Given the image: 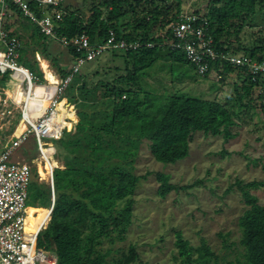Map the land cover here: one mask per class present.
I'll return each instance as SVG.
<instances>
[{"label":"trees","instance_id":"trees-1","mask_svg":"<svg viewBox=\"0 0 264 264\" xmlns=\"http://www.w3.org/2000/svg\"><path fill=\"white\" fill-rule=\"evenodd\" d=\"M204 1L203 7L195 6L191 10H183L181 0H75L66 6L60 0L54 7L48 5L49 10L60 12V17L54 19L57 36L69 39L84 33L91 43H97L112 31L117 40L138 42L134 49H111L109 55L103 53L86 61L93 65L85 70L80 67L73 75L66 95L74 104L77 121L71 129H64L58 138H53V154L61 164L52 169V186L39 180L35 169L32 170L26 205L50 208L52 204L50 218L38 232L36 243L53 252L55 264H109L110 247L103 249L102 245L104 241L125 239L132 223L133 195L140 180L151 172L134 171L142 143L146 142L155 160L169 163L188 154L196 130L204 135H220L226 141L236 136L232 127L239 124V119L258 112L264 129V86L259 78L253 81L227 61L210 62L209 70L202 74L214 71L221 84L235 74L234 97L224 101L177 90L152 92L140 84V76L161 57L172 65L188 64L198 73L182 49L170 47L168 53H159V49L166 48L160 46L162 40L171 39V24L181 12L206 18L205 30L216 48L245 54L255 61L264 60V0ZM9 8L18 17L22 16L15 6L10 4ZM29 23L22 24V34L18 27L11 30L20 40L21 64L43 80L36 59L38 53L59 76H64L66 63L78 52L71 45L58 43L67 56L62 59L63 52L50 50L57 42L41 33L36 24ZM148 42L153 44L149 46ZM4 74L0 79L5 82L8 77ZM214 84L217 85L214 82L210 87ZM154 175L160 197L201 182L195 179L177 184L161 170ZM233 185L245 204L237 218L243 251L233 259L219 257L203 237L194 247L176 229L173 259L178 264H264V204L251 192L264 182L237 178L224 193ZM138 257L136 245L130 243L112 262L137 264Z\"/></svg>","mask_w":264,"mask_h":264},{"label":"rangeland","instance_id":"rangeland-1","mask_svg":"<svg viewBox=\"0 0 264 264\" xmlns=\"http://www.w3.org/2000/svg\"><path fill=\"white\" fill-rule=\"evenodd\" d=\"M204 5V0H181L183 10H191L195 6L201 8ZM11 12L13 15L5 19V26L10 30L18 27L22 34V24L30 25V20L23 15L18 17L12 9ZM50 50L63 52L62 59L67 58L65 49L58 43L54 42ZM104 55H109V51ZM38 56L39 59H36L43 76L46 77L48 70L58 77L49 61L40 54ZM118 58L121 59V56ZM43 62H46L45 66ZM18 63L21 64L19 58ZM70 63L71 61L66 63V68ZM88 65H93V62L82 64L81 70H85ZM171 65L172 62L163 57L154 62L146 69V74L140 76L142 88L159 93L177 90L188 95L216 97L220 101L234 97L232 83L237 82L235 74H231L226 82L221 84L217 82L214 71L200 75L188 64ZM6 74L8 77V73ZM3 75L5 74L0 75V78ZM15 81L16 79L8 78L6 84L0 82L9 88L8 93L13 97L15 91L11 88ZM214 82L219 87L215 84L210 87ZM18 117L19 107L0 120V146L12 136ZM72 119L74 124L77 121L76 113L72 114ZM239 121V124L232 127L236 136L226 141L220 135H204L196 130L189 143L188 154L175 162L163 163L155 160L146 142L141 144L134 171L137 174L151 172L145 179L140 180L133 195L132 223L125 239L112 243L104 241L102 245L103 249L110 247L111 251L107 256L109 264H113L112 259L121 251H126L130 243L136 245L139 254L137 264H178V261L173 259L176 254L173 243L176 229H180L194 247L200 244V238L203 237L219 257L225 255L233 259L240 255L243 250L239 244L240 229L237 218L245 204L235 185L229 192L224 191L237 178L242 181L256 179L264 182V129L260 112ZM48 140L53 145V139ZM12 156L23 159L32 170L35 169L39 180L48 181L49 170H44L46 162L39 156L33 134L15 149ZM51 158L55 162L53 166L61 164L54 154ZM41 166L44 174L39 171ZM157 170L169 174L170 181L177 184L191 183L195 179H200L201 182L187 189L171 190L164 197H160L156 192L158 182L154 175ZM251 192L264 204V185L252 189ZM229 243L230 245L226 246ZM193 254L196 256V252Z\"/></svg>","mask_w":264,"mask_h":264},{"label":"built area","instance_id":"built-area-1","mask_svg":"<svg viewBox=\"0 0 264 264\" xmlns=\"http://www.w3.org/2000/svg\"><path fill=\"white\" fill-rule=\"evenodd\" d=\"M60 0H0V75L8 73V78L20 81L22 99L10 95L0 84V120L19 107L20 117L12 136L0 146V264H55L53 252L37 246L38 232L45 227L50 218L35 223L30 229L25 221L27 186L32 169L23 159L13 158L16 148L23 145L33 134L39 156L46 162L53 155L54 147L48 139L58 138L64 129L73 127L74 104L68 100L66 88L74 74L86 61L111 49H127L138 46V42L117 40L112 31L101 42L91 43L86 34L66 38L57 36L54 19L60 12L53 7ZM15 6L20 13L36 24L44 35L57 43L75 48L78 54L72 59L64 76L50 81L38 76L27 67L18 63L20 40L5 25V19L12 16L9 5ZM207 20L196 13L181 12L171 24V39L164 38L160 46L180 48L192 62L199 74L209 70L212 61H227L242 69L253 81L259 78L264 86V60L255 61L245 54H231L216 48L211 35L206 32ZM153 43L148 42L151 46ZM36 58L39 59L38 53ZM45 78V80H44ZM0 82H4L0 79ZM20 123L22 127L20 129ZM48 138V139H47ZM49 169L48 182L52 186V169ZM36 216V213H34Z\"/></svg>","mask_w":264,"mask_h":264},{"label":"bare ground","instance_id":"bare-ground-1","mask_svg":"<svg viewBox=\"0 0 264 264\" xmlns=\"http://www.w3.org/2000/svg\"><path fill=\"white\" fill-rule=\"evenodd\" d=\"M44 63H46V62H43V66H45ZM46 78L49 79L51 82L54 81V77H53L51 71L46 70ZM11 90L15 91L14 92L15 93V97H17L18 99H22V95L23 94H22V92L20 90V81L18 79H16V81L14 82L13 88H11ZM21 127H22V123H20V126H19L18 129H20ZM51 157H50V159L46 160V164L44 166V170L46 168L49 170L50 166L55 163L53 161V158H51ZM41 163H43V162H41ZM39 171L41 173H43L42 166L39 168ZM48 209L49 208H43V207L34 208V207H31V206H26V208H25L26 225H28L30 229H34L35 223H37L38 221H43V220L48 218V214H47ZM34 213H36V216H34Z\"/></svg>","mask_w":264,"mask_h":264},{"label":"water","instance_id":"water-1","mask_svg":"<svg viewBox=\"0 0 264 264\" xmlns=\"http://www.w3.org/2000/svg\"><path fill=\"white\" fill-rule=\"evenodd\" d=\"M69 3H75V0H63V5L66 6ZM169 52V49L166 47L164 49H159L160 55H164ZM51 210V209H50Z\"/></svg>","mask_w":264,"mask_h":264},{"label":"crops","instance_id":"crops-1","mask_svg":"<svg viewBox=\"0 0 264 264\" xmlns=\"http://www.w3.org/2000/svg\"><path fill=\"white\" fill-rule=\"evenodd\" d=\"M3 81H4V80H3ZM6 83H7V82L5 81V84H6ZM2 86L5 87L3 84H2ZM5 88H7V86H6ZM6 90H7V92H9V88H7ZM15 158H16V157H15Z\"/></svg>","mask_w":264,"mask_h":264},{"label":"clouds","instance_id":"clouds-1","mask_svg":"<svg viewBox=\"0 0 264 264\" xmlns=\"http://www.w3.org/2000/svg\"><path fill=\"white\" fill-rule=\"evenodd\" d=\"M52 202H53V197H52ZM26 206H27V205H26ZM51 206H52V204H51ZM51 206H50V207H51ZM50 211H51V210H50Z\"/></svg>","mask_w":264,"mask_h":264}]
</instances>
